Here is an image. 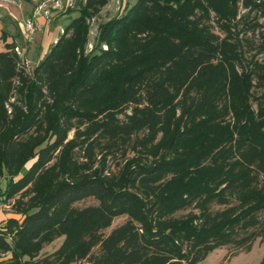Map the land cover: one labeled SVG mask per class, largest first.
Returning <instances> with one entry per match:
<instances>
[{
  "label": "trees",
  "instance_id": "16d2710c",
  "mask_svg": "<svg viewBox=\"0 0 264 264\" xmlns=\"http://www.w3.org/2000/svg\"><path fill=\"white\" fill-rule=\"evenodd\" d=\"M109 1L68 7L31 72L6 29L24 37L19 23L0 17L11 214L0 264H198L222 247L249 251L264 238V31L257 46L246 34L261 30L264 0H135L87 51ZM87 199L97 204L76 206Z\"/></svg>",
  "mask_w": 264,
  "mask_h": 264
},
{
  "label": "rangeland",
  "instance_id": "374dc122",
  "mask_svg": "<svg viewBox=\"0 0 264 264\" xmlns=\"http://www.w3.org/2000/svg\"><path fill=\"white\" fill-rule=\"evenodd\" d=\"M76 0H0V17L9 16L11 20H15L18 23L30 18L33 13L38 7L42 6V10L40 16L36 18H41L40 23L35 20V31L31 35L29 41L22 36L17 34V30L15 26L11 23L6 24L7 32H9L12 38H17L16 42L19 45V53L24 57V61H28L26 70L31 72L34 68L36 61L42 55V48L39 46L41 45L42 39L44 34L47 31L48 37L51 39L48 42L50 46L52 43L56 42L59 34L62 32L63 26L67 23V16L64 14L68 7L73 6ZM135 3V0H110L109 3L102 8L100 13L90 21V33H89V43L87 46V51H90L92 45L94 43L97 28L99 24L109 21L110 19L122 15L129 7H131ZM245 11L240 10V14L242 15ZM17 18L18 20H16ZM53 20H57L62 23L61 26L56 27L55 29L51 30V22ZM43 22V23H42ZM259 23L262 24L261 30H258L253 34L249 32L246 34V37H250L251 40L255 42V46H257L261 41V37L259 32L264 31V19H260ZM2 25L0 24V28ZM48 29V30H46ZM57 30V38L52 36L54 32ZM217 31V30H215ZM11 40V39H10ZM21 47H25L22 49ZM4 49V43L0 37V49ZM48 47L46 48V52ZM256 48L251 50L248 55H252L256 53ZM256 58L262 62H264V52L257 54ZM72 133H70V137ZM128 156H132V153L129 152ZM122 161V157L117 155L116 159H110V169L113 171L117 170V164ZM31 162H29L26 167L30 166ZM4 184V180L0 181V185ZM6 185V182H5ZM1 192V188H0ZM97 202L93 199H87L85 201L79 202L76 204L77 207L83 208L89 205H96ZM224 207L220 206H213L212 210H222ZM10 209L2 211L4 214H8L10 216ZM188 211H184L179 213L178 215H183ZM260 218L264 219V213L260 214ZM126 220V217H117L114 219L110 228L105 230L103 233L105 235L109 234V232L114 229L115 227L121 225ZM62 239H56L51 244L44 246L40 256H46L52 254L61 244ZM98 248L94 249V252H97ZM264 258V238H258L251 246L249 251L245 249L239 250L234 246H226L220 249L215 250L214 252L208 254V256L198 264H259L261 259ZM81 264H87L82 262ZM186 264V263H181Z\"/></svg>",
  "mask_w": 264,
  "mask_h": 264
},
{
  "label": "built area",
  "instance_id": "2783aa9c",
  "mask_svg": "<svg viewBox=\"0 0 264 264\" xmlns=\"http://www.w3.org/2000/svg\"><path fill=\"white\" fill-rule=\"evenodd\" d=\"M41 10H42V6L38 7L33 15L31 16V18H27L26 20L22 21L21 23H19V26H20V29L22 31V33L24 34V37L26 39L30 38L31 35L33 34V32L35 31V21L34 19L37 17V16H40V13H41ZM29 41V39L27 40ZM16 52L18 54L19 53V50L18 48L15 49ZM28 61H25V65L27 66V63ZM1 193V192H0ZM9 201L5 202V198L3 196L0 195V212L4 211V210H7L9 209Z\"/></svg>",
  "mask_w": 264,
  "mask_h": 264
},
{
  "label": "crops",
  "instance_id": "0c3cea01",
  "mask_svg": "<svg viewBox=\"0 0 264 264\" xmlns=\"http://www.w3.org/2000/svg\"><path fill=\"white\" fill-rule=\"evenodd\" d=\"M34 13V12H33ZM33 13H31V15H33ZM31 18V17H30ZM43 19V17H40V18H36V21H37V23L39 22L40 23V19ZM16 20H18L17 18H15ZM35 21V20H34ZM43 23V22H42ZM59 28V27H58ZM55 29V28H54ZM46 30H48V29H46ZM51 30H53V29H51ZM52 32H54L53 33V37H54V40H55V38H57L56 36H57V34H58V32H57V30H55V31H52ZM51 38L50 37H48V35H47V31H46V33L44 34V37H43V39H42V42H41V45L39 46L40 48H42V55H41V57L39 58V59H42V57L45 55V53H46V48L48 47L49 48V45H48V42H49V40H50ZM11 40L10 39H8V42H10ZM0 51H3V48H1L0 49ZM1 181V180H0ZM0 188H1V192L4 190V188H5V180H4V184H1L0 185ZM11 215V214H10ZM10 216H8V214H4L3 212H0V226H3V222L7 219V218H9Z\"/></svg>",
  "mask_w": 264,
  "mask_h": 264
}]
</instances>
